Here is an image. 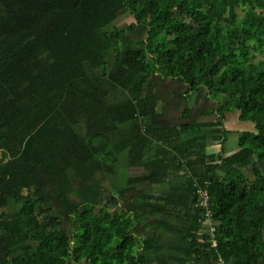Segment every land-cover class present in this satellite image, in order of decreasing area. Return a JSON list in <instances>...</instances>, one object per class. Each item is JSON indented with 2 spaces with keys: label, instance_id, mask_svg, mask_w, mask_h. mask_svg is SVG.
<instances>
[{
  "label": "trees",
  "instance_id": "obj_1",
  "mask_svg": "<svg viewBox=\"0 0 264 264\" xmlns=\"http://www.w3.org/2000/svg\"><path fill=\"white\" fill-rule=\"evenodd\" d=\"M260 9L264 0H0V264H258ZM124 12L144 39L114 27ZM157 74L188 93L205 89L219 102L216 120L154 125L158 101L147 91ZM232 112L254 130L225 156ZM215 140L219 154L209 153ZM122 155L144 174L113 193L101 178ZM155 186L164 191L145 188ZM199 190L210 196L216 248ZM146 212L163 219L140 238Z\"/></svg>",
  "mask_w": 264,
  "mask_h": 264
},
{
  "label": "rangeland",
  "instance_id": "obj_2",
  "mask_svg": "<svg viewBox=\"0 0 264 264\" xmlns=\"http://www.w3.org/2000/svg\"><path fill=\"white\" fill-rule=\"evenodd\" d=\"M258 13L264 15V9L258 10ZM239 14L240 17H243V10L240 9ZM134 22L135 21L131 15L128 12H124L114 23V27L124 29L131 40L144 39L147 35V30L140 27L132 29L131 25ZM263 58V55H259V59ZM147 93L154 96L158 101L157 113L153 116L152 121L154 125H180L183 123L190 124L195 121L211 123L216 120V115L212 113V111L217 109V104L219 102L217 100H211L205 89H201L200 92L196 94L188 93L187 86L181 80H168L163 78L160 74H157L153 77ZM186 109H188L189 114L187 119L183 120L182 113ZM234 113L235 112L227 114L226 121L224 122L225 128L230 131L227 146L225 147L229 152H225L227 155L232 154V152L235 153L238 149L239 136L237 132L254 130V125L252 123L240 122L239 119H236L235 116H233L235 115ZM236 116L238 117V114ZM79 131L81 130L79 129ZM217 149H221L220 142H218V144H215V142L209 144V153L215 154V150ZM247 173L249 177H251V171L249 169L247 170ZM143 174L144 171L142 168L130 166L127 163V159L122 155L119 157L118 163L113 166V173L103 175L101 178V184L113 193H117L124 187L127 178L138 177ZM145 188L147 189V192L155 195L161 194L164 191L160 186H155L153 189H149V187ZM154 219L160 220L163 219V216L151 215L146 212L140 216L139 219H136L133 230L135 235L143 238L150 233L151 227L149 224ZM170 221L173 224L180 225V222L172 218ZM166 235L168 238L170 237L169 234Z\"/></svg>",
  "mask_w": 264,
  "mask_h": 264
},
{
  "label": "built area",
  "instance_id": "obj_3",
  "mask_svg": "<svg viewBox=\"0 0 264 264\" xmlns=\"http://www.w3.org/2000/svg\"><path fill=\"white\" fill-rule=\"evenodd\" d=\"M196 206L197 208L203 211V215H204L203 224L205 226L204 232L211 237L212 247L216 248L218 245H217L215 234H216V229H217L218 224L216 221L213 220V214L211 210L209 209L210 196L207 191H204V190L198 191V202ZM215 264H226V262L221 257H218L215 261Z\"/></svg>",
  "mask_w": 264,
  "mask_h": 264
},
{
  "label": "crops",
  "instance_id": "obj_4",
  "mask_svg": "<svg viewBox=\"0 0 264 264\" xmlns=\"http://www.w3.org/2000/svg\"><path fill=\"white\" fill-rule=\"evenodd\" d=\"M235 115H233V116H235V118L236 119H239V112H235L234 113ZM238 114V117L236 116ZM227 117V116H226ZM241 122V121H240ZM227 129V128H226ZM228 130V129H227ZM229 131V130H228ZM243 132H245V131H243ZM243 132H237L238 133V136L240 137V134L241 133H243ZM229 133H230V131H229ZM229 133L227 134V139H226V141H225V143L223 144V147H222V152H224V154H225V152H228V150L225 148L226 146H227V142H228V135H229ZM217 142H219V141H215V144H218ZM220 151H221V149H217V150H215V154H219L220 153ZM237 151V150H236ZM229 153V152H228ZM233 153V152H232ZM225 156H228L227 154H225ZM168 222L169 223H171V221L170 220H168ZM204 228H205V226H204ZM204 233V232H203ZM213 264H215V261L213 262ZM258 264H264V257H263V259L258 263Z\"/></svg>",
  "mask_w": 264,
  "mask_h": 264
}]
</instances>
